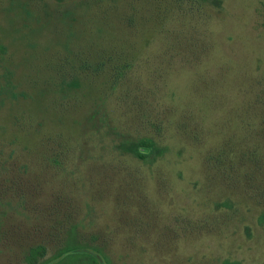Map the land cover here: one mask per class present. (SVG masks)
<instances>
[{"label": "rangeland", "instance_id": "obj_1", "mask_svg": "<svg viewBox=\"0 0 264 264\" xmlns=\"http://www.w3.org/2000/svg\"><path fill=\"white\" fill-rule=\"evenodd\" d=\"M76 245L264 264V0H0V264Z\"/></svg>", "mask_w": 264, "mask_h": 264}, {"label": "trees", "instance_id": "obj_2", "mask_svg": "<svg viewBox=\"0 0 264 264\" xmlns=\"http://www.w3.org/2000/svg\"><path fill=\"white\" fill-rule=\"evenodd\" d=\"M153 145L154 143L151 139L144 138L134 145L132 151L138 157L144 158L146 157L148 152L152 151ZM41 248L42 247L40 246L34 248L35 250H33L32 254L36 255V252L38 251L36 249L41 250ZM61 259L62 262L65 261L66 259H70L78 262L79 264H103L102 261L99 260L98 256L84 245H76L70 247L62 254V256L59 258V261L57 262H54V260H50L47 262L46 260L42 264H60ZM225 264H239V263L226 261Z\"/></svg>", "mask_w": 264, "mask_h": 264}]
</instances>
